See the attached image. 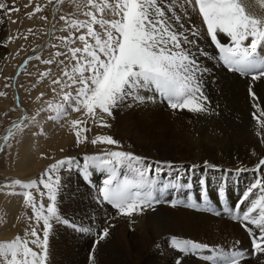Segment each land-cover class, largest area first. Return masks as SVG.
Instances as JSON below:
<instances>
[{
	"label": "snow or ice",
	"instance_id": "snow-or-ice-1",
	"mask_svg": "<svg viewBox=\"0 0 264 264\" xmlns=\"http://www.w3.org/2000/svg\"><path fill=\"white\" fill-rule=\"evenodd\" d=\"M48 2L52 3V0ZM56 3H63V0H56ZM256 3L264 9V0H256ZM76 7L85 19L59 17L64 22L61 30L69 31L68 36L58 38L67 52L54 54L75 63L70 71L67 67L63 70L66 81L52 80L53 85L60 86L57 93L60 102L55 105L48 102L47 109L41 108L37 115L41 111L53 110L56 114L49 119L59 121L68 115L69 110L82 113L85 119L71 121L76 129L77 146L88 141L84 133L90 130L89 122L109 126L105 123V116L111 117L114 109L129 101L132 103L128 106L151 101L166 104L174 111L186 109L195 114L206 113L209 101L204 94L203 81L208 69L202 66L199 57L207 56V53L198 45L201 38L210 40L218 50L216 59L229 71L250 77L253 82L264 78V17L250 12L245 0H82ZM14 11L19 9L0 0V23ZM41 11L42 6L37 3L34 11L27 15L31 18ZM109 15L111 19L106 18ZM194 15L202 18L199 26L191 23ZM40 19L47 18L41 16ZM221 34L230 42H222ZM77 41L81 46H71ZM28 59L41 60V57L37 55ZM27 63L25 60L24 64ZM41 63L52 65L64 64L65 61L57 62L53 58L41 60ZM49 75L50 70L40 73L41 79ZM52 91L57 90L53 88ZM249 93L253 100L257 99L251 87ZM4 95L0 92V96ZM43 96L42 92L36 99L41 100ZM253 108L256 109L252 113L256 135L264 143V110L256 103ZM29 123H37L36 117L33 116ZM27 126L13 124L3 137L5 143L15 136L17 130L22 131ZM91 143L116 145L118 142L111 136L97 135ZM82 159L83 163L75 157L58 160L38 181L15 180L3 186L13 189L7 194L23 197L24 204L32 213L28 219L35 221V226L26 231L25 237L17 235L12 240L0 242V264H46L54 225H64L82 234L93 231L91 227L79 226L61 216V171L69 174L75 171L88 183H91L94 173L106 174L102 185L97 188L95 199L100 204L111 206L120 216L131 217L161 202L172 207L212 210L203 173L198 181L201 187L199 197L191 191L193 178L197 175L196 165L184 170L182 175L170 162L146 163L145 158L125 151H106L100 155H85ZM204 167L207 170L215 166L205 162ZM261 169H264V158L259 160L254 171L260 172ZM246 170L240 168L236 172L239 174ZM16 186L23 191L17 192ZM32 189L39 193V202ZM173 192L177 193L173 199H164L166 194ZM181 192L184 195H179ZM225 195V188L220 186L216 190L217 199L224 201ZM253 196L255 198H251ZM44 197L47 198L46 204ZM246 202L247 206L241 208ZM224 213L245 228L251 239L252 254H264V177L255 178L234 206L225 204ZM108 235V227L100 229L95 243ZM171 246L182 254L176 264H182L185 256H193L205 264H242L248 256V250L235 246L225 250L175 237L171 239ZM206 251L211 254H206ZM90 259L95 264L94 256Z\"/></svg>",
	"mask_w": 264,
	"mask_h": 264
},
{
	"label": "rangeland",
	"instance_id": "rangeland-1",
	"mask_svg": "<svg viewBox=\"0 0 264 264\" xmlns=\"http://www.w3.org/2000/svg\"><path fill=\"white\" fill-rule=\"evenodd\" d=\"M4 2L15 5L19 11L9 13L4 17L3 23H0V92L5 93L4 96H0V137L8 127L21 119L20 110L26 112L25 118L20 124H27L28 126L24 127L22 131L17 130L15 136L10 138L0 152V242L12 240L17 235L25 237L26 231L35 226V221L28 219L32 213L31 209L24 204L23 197L21 195L7 194L13 189L4 188V185L10 184L15 180L22 182L38 181L50 165L67 157H75L83 163L82 158L85 155H100L106 151L128 152L117 146V144L98 143L93 145L91 143L92 139L97 135H101L102 132L99 129L106 130L111 128V124L106 121L107 119L109 120L108 116H105V123L109 125L107 127L89 122L90 130L84 133L88 137V141L85 144L77 146L75 144L76 129L71 125V121L85 119L82 113L69 110L68 115L59 121L49 119L50 116L56 114L53 110L41 111L37 115L41 108L47 109L48 102H52L54 105L60 102V96L57 95L60 86L53 85L52 80L62 79L66 81L67 77L63 76V70L67 67L70 71L75 61L69 62L63 56H54L57 51L67 52L66 47H61L62 42L58 38L68 36L69 31L61 30L64 27V22L60 21L59 17L63 15L70 19H85L76 7L82 0H63V3L60 4H57L56 0H52V3H49L48 0H32L31 4L29 0H4ZM37 3L42 6V11L35 13L29 18L27 14L34 11ZM26 5L28 6L26 7ZM41 16L47 19L42 20L40 19ZM106 18L111 19L112 17L109 15ZM198 20L199 18H196L197 26L200 25ZM96 27L98 29V26ZM29 29L32 32H29ZM79 34L76 33V35ZM10 37L11 39H9ZM25 37L27 38L25 39ZM52 45H56L57 47H52ZM71 46H81V44L77 41L75 45ZM32 55L40 56L41 60L55 58L57 62L64 60L65 63L44 65L41 63V60L32 59L28 60V63L25 65L24 61ZM18 70L16 90L14 87V77ZM49 70L50 75L41 79L40 73L48 72ZM6 85L8 86L6 87ZM53 88H56L57 91L53 92ZM68 90L65 89V91ZM72 90L74 91V88ZM42 92L44 96L41 100H37L36 97L40 96ZM253 92L255 95L257 94L256 104H258V100L260 99L259 108L263 110L261 104L263 97L261 99L259 93H256L254 90ZM251 98L252 96L250 95L249 99ZM210 110L204 113L205 118L208 117ZM33 116L36 117L37 123L30 124L29 120ZM210 127L211 133L217 134L216 127L213 125ZM106 133L104 132L103 134ZM219 138L215 137V140ZM59 175L62 177L63 184L59 196V211L61 216L79 226L91 227L93 231L82 234L64 225H54L50 233L46 264H92V260L90 259L92 256H94L95 264H176L177 258H180L182 254L171 246V239L173 237L177 239H190L200 243H204L205 241L196 237H187V232L179 226L180 233L176 229L166 234L160 232L155 235L151 230L158 224L154 221L148 223V230L145 232L141 231L138 225L133 224V222L126 223V220L122 216L117 217L119 215L116 214L111 206L100 204L95 199L97 188L102 185L106 174L94 173L91 177V183L82 180L75 171L71 174L68 171H61ZM238 181L231 179L228 185L229 189L232 188L234 193L239 196L232 198L228 192L225 195L224 201H221L223 207H220L217 203V183L214 187L207 183L212 201V210H201V212L218 219L224 213L225 204L229 207L234 206L237 199L240 196L242 197V193L246 189V186L241 187ZM84 185L92 191L91 195L84 191ZM40 188L41 191H44L42 186ZM78 188L79 191H76ZM200 189V187H195L192 192L199 197ZM15 190L17 192L23 191L19 186H16ZM31 191L36 197L37 202H39L41 199L39 193L35 189ZM176 195L177 193L175 192L166 194L164 199L171 200ZM179 195H184V193L181 192ZM44 202L45 204L47 203L46 197H44ZM173 208L182 209L180 206L172 207L168 203L161 202L156 204L154 208H147L146 210L151 211L150 215H155V209H158V212L166 214L167 211ZM89 209H94L95 211H93L95 214L97 213L96 216L99 219L94 220L95 216H92L93 212ZM101 210L103 213H100ZM90 211L91 213H89ZM216 212H220V214L217 215L215 214ZM100 215L102 219L99 217ZM227 219L228 221L232 220L240 224V222L232 218ZM104 227L109 228V234L116 236L118 245H116L117 248L115 247V250L118 251V255L116 256H113L111 253L110 257H102V253L100 252L102 249L100 247L101 244L107 241L100 240L98 243H95L98 239L97 233ZM240 227L246 232L243 226L240 225ZM179 234L180 237H178ZM29 239L31 238L29 237ZM206 254L209 253L206 251ZM247 257L255 259L256 254L251 255L248 252ZM190 258L203 262L200 259H195L193 256H185L183 257L182 264L190 262ZM187 259L188 261H186Z\"/></svg>",
	"mask_w": 264,
	"mask_h": 264
},
{
	"label": "bare ground",
	"instance_id": "bare-ground-1",
	"mask_svg": "<svg viewBox=\"0 0 264 264\" xmlns=\"http://www.w3.org/2000/svg\"><path fill=\"white\" fill-rule=\"evenodd\" d=\"M245 3L249 5L248 10L254 15L264 17V9L260 8L256 0H245ZM196 18H199L198 21L201 24L202 18L198 15L192 17L191 23L197 25ZM219 38L224 43L230 42L223 34ZM198 45L207 53V56L199 57L202 66L208 69L203 81L204 94L208 97V108L211 109L207 118H205L204 113L195 114L186 109L174 111L168 108L166 104L159 102L149 101L128 106L132 103L129 101L114 109L111 118L106 120L111 124V128L106 129L107 131L103 129H99V131L102 132L101 135L111 136L115 139L118 142L117 146L122 149L145 158V162L153 164L155 162H170L174 169L180 170L182 175L184 170L196 165L197 175L192 181L193 189L200 187L198 181L200 174L203 173L207 183L213 187L217 183L218 188L223 186L226 194L229 192L232 198H237L239 195H236L232 188L229 189L228 183L231 179L239 180L240 186H246L247 189L255 178L264 177V169H261L260 172L254 171L259 160L264 158V143H261V137L256 135L257 129L252 117V113L256 111L252 106L256 102L253 98L249 99V87H251L252 91L260 94V98L263 97L261 104L264 110V78L253 82L250 77H239L231 73L216 59L218 53L210 40L201 38ZM30 57H34V55ZM28 58L26 60H29ZM18 73L19 70L14 77L16 90ZM259 100L258 105L260 107ZM19 114L21 119L15 124H20L24 120L26 112L20 110ZM211 125L216 127L219 134L218 132L217 134L211 133ZM10 128L12 125L0 137V149L2 150L6 145L3 137L8 134ZM104 132L107 133L103 134ZM215 137L220 138L215 140ZM205 162L215 167L206 170ZM240 168L247 170L237 174L236 170ZM79 188L76 191H79ZM81 190L83 189L81 188ZM84 191L90 195L92 193L87 186H85ZM217 203L223 207L221 200L217 199ZM246 206L247 202L241 208ZM180 207L182 209L173 208L166 214L155 209V215H150L151 211L145 209L142 213L133 214L131 217H122L126 223L133 222V224L138 225L141 231L146 232L148 230L147 225L151 221L158 224L151 230L155 235L160 232L166 234L176 229L180 233L179 226L187 232V237L205 240L204 244L210 247H220L227 250L235 246L237 249L248 250L249 254L252 255L250 237L240 227V225L242 226L241 223L228 221L227 218H231L230 215L223 213L217 219L204 214L201 210ZM89 210L93 212L92 216L94 215V220H96L98 216H96L97 213H94L95 210ZM100 213L103 211L101 210ZM101 241H107L100 247L102 257H110L112 254L113 256L118 255V251L115 250L117 248L115 235L109 234L108 238ZM189 261L184 264H205L191 258ZM242 264H264V254H256L255 259L247 257Z\"/></svg>",
	"mask_w": 264,
	"mask_h": 264
}]
</instances>
